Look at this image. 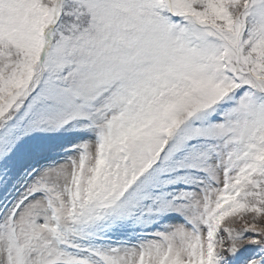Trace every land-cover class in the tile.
Wrapping results in <instances>:
<instances>
[{
    "label": "snow or ice",
    "instance_id": "1",
    "mask_svg": "<svg viewBox=\"0 0 264 264\" xmlns=\"http://www.w3.org/2000/svg\"><path fill=\"white\" fill-rule=\"evenodd\" d=\"M0 264H264V0H0Z\"/></svg>",
    "mask_w": 264,
    "mask_h": 264
}]
</instances>
